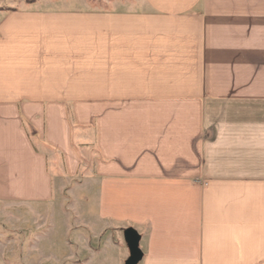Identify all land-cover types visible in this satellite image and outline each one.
Instances as JSON below:
<instances>
[{"label": "crops", "instance_id": "crops-1", "mask_svg": "<svg viewBox=\"0 0 264 264\" xmlns=\"http://www.w3.org/2000/svg\"><path fill=\"white\" fill-rule=\"evenodd\" d=\"M113 3L0 21V200L49 203L62 158L74 256L132 227L137 264H264V0Z\"/></svg>", "mask_w": 264, "mask_h": 264}, {"label": "rangeland", "instance_id": "rangeland-1", "mask_svg": "<svg viewBox=\"0 0 264 264\" xmlns=\"http://www.w3.org/2000/svg\"><path fill=\"white\" fill-rule=\"evenodd\" d=\"M126 1L130 0H0V21L13 11L27 8L104 9L105 6L113 5V2ZM82 131H87V128H82ZM80 147L78 152H81L82 158L81 174H84L90 162L98 156V152L88 143H81ZM59 160L60 165H56L57 174L64 177L65 188L61 194L56 190L49 203L29 205L19 201L0 200V264H110L113 257L110 250L106 254L100 252L92 255L89 260L86 251L76 256L72 254L71 250L75 251L76 248L74 241L77 235L87 237L90 234L86 226H75L72 206L76 211L82 212L83 216H87L88 220V215L94 214L96 203L93 194L89 201L82 203L76 193L74 201L72 188L78 179H68L63 160ZM52 173L54 174L53 171Z\"/></svg>", "mask_w": 264, "mask_h": 264}, {"label": "water", "instance_id": "water-1", "mask_svg": "<svg viewBox=\"0 0 264 264\" xmlns=\"http://www.w3.org/2000/svg\"><path fill=\"white\" fill-rule=\"evenodd\" d=\"M123 238L129 251L124 264H137L142 258V251L139 247V233L134 228L127 227L123 231Z\"/></svg>", "mask_w": 264, "mask_h": 264}]
</instances>
